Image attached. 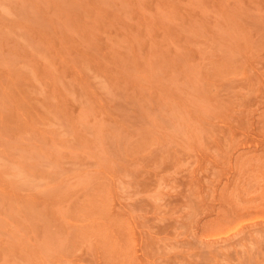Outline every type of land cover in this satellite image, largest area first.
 <instances>
[{"label":"rangeland","instance_id":"obj_1","mask_svg":"<svg viewBox=\"0 0 264 264\" xmlns=\"http://www.w3.org/2000/svg\"><path fill=\"white\" fill-rule=\"evenodd\" d=\"M0 264H264V0H0Z\"/></svg>","mask_w":264,"mask_h":264},{"label":"bare ground","instance_id":"obj_2","mask_svg":"<svg viewBox=\"0 0 264 264\" xmlns=\"http://www.w3.org/2000/svg\"><path fill=\"white\" fill-rule=\"evenodd\" d=\"M53 4V3H52ZM14 10V9H13ZM121 35V34H120ZM216 42V41H215ZM215 44V43H214ZM213 44V45H214ZM217 44V43H216ZM211 53V52H210ZM211 54H213V53H211ZM80 66V65H79ZM72 70V69H71ZM80 75H81V73H80ZM151 94V93H150ZM19 131V130H18ZM249 132V131H248ZM250 133V132H249ZM174 146V145H173ZM25 193V192H24ZM118 197V196H117ZM121 201V200H120ZM213 206V205H212Z\"/></svg>","mask_w":264,"mask_h":264}]
</instances>
